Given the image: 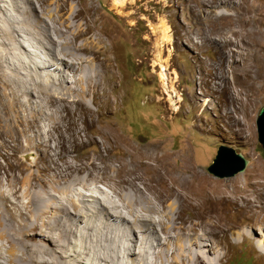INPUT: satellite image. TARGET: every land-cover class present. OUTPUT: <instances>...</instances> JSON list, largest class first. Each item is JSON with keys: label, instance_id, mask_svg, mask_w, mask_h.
<instances>
[{"label": "bare ground", "instance_id": "6f19581e", "mask_svg": "<svg viewBox=\"0 0 264 264\" xmlns=\"http://www.w3.org/2000/svg\"><path fill=\"white\" fill-rule=\"evenodd\" d=\"M53 1L55 5L50 7ZM135 1L114 0L113 4L125 8ZM25 3L32 5L31 13ZM195 3L200 12L203 7H215L221 10L215 9L216 18L232 19L230 29L213 27L218 33V38L213 40L222 44L224 55L235 57L237 54L241 59L237 68L241 81L245 84L253 81L261 57L257 47L260 23L256 27L250 15L255 10L247 0H196ZM66 8L67 2L63 0H0V122L3 120L12 128L14 142L22 130L37 127L26 136L25 146L41 144L58 153V158L50 156V162L41 167L44 173L35 175L34 181L25 182L22 194L25 201L11 207L5 200L6 194L3 196L0 264H223L229 246L226 237L230 236L234 243L243 241L248 236L247 224L229 223L221 214L220 219L216 212L226 201L219 199L217 190L204 195L201 185L195 182L197 175L188 178L185 170L170 166L167 173L157 169L153 183L142 180L138 167L145 165L155 169L165 165L163 155L154 153L145 144L141 147L125 144L130 158L110 157L117 165L106 166L107 171L112 172L108 175L93 173L94 169L105 167L104 161L88 158L73 163L69 160L71 147L84 140L79 138L82 132L79 122L83 117L75 108L81 105L83 112L91 114L89 97L101 104L94 94L102 85L103 72L102 61L93 55L98 43L83 38L86 30L73 21L77 16L74 7L67 16L64 15ZM226 8L236 11L226 15L222 11ZM232 35L244 39L246 51ZM43 49L49 53L62 50L68 57L74 55L70 59L59 56L73 72L70 79L61 73L54 75L55 72H47L45 76L43 70L48 66L44 63L49 58ZM33 92L35 101L46 107L47 122L35 117L29 124L15 113L31 99ZM50 127L56 130L54 134ZM110 133L115 134L112 129ZM119 139L116 137V141H121ZM51 142H55V147H49ZM58 148L60 150L56 151ZM256 174L264 177V168ZM96 178L105 179V187L94 186ZM259 185L264 189L263 184ZM106 188L111 191H105ZM224 196L232 195L228 192ZM258 197L264 200V192H259ZM186 203L196 207L191 225L178 221L183 219ZM233 206L242 213L247 210L243 205ZM213 220L224 233L217 240L209 237L206 230V223ZM195 223L205 226L197 231ZM260 228L262 235L256 247L262 251L264 229L261 225Z\"/></svg>", "mask_w": 264, "mask_h": 264}, {"label": "rangeland", "instance_id": "374dc122", "mask_svg": "<svg viewBox=\"0 0 264 264\" xmlns=\"http://www.w3.org/2000/svg\"><path fill=\"white\" fill-rule=\"evenodd\" d=\"M63 1L67 2L65 16L74 7L77 16L73 21L86 30L83 38L98 43L93 55L102 61L103 72L102 85L94 94L101 106L89 97L91 114L83 112L81 105L75 108L83 117L79 122L82 128L79 138L84 140L71 147L69 160L73 163L88 158L104 161L105 167L96 168L93 173L108 175L112 172L107 171L106 166L117 165L111 158H130L125 144L149 146L154 153L163 155L165 165L155 169L145 165L138 167L142 180L153 183L157 169L167 173L170 166L185 170L188 178L197 175L195 182L201 185L204 195L217 190L219 199L226 201L218 206L216 215L221 214L229 223L247 224L248 236L243 241L234 243L230 236L226 237L229 246L223 264H264V250L256 247L262 235L260 225L264 229V200L258 197L259 192H264L259 185L264 187V177L256 174L264 168V150L256 129L258 112L264 105V0H247L256 11V14L250 12L252 23L256 27L260 23L261 30L257 44L261 55L258 73L248 84L241 81L237 70L241 62L238 55H224L222 44L213 40L218 38L213 27H232L231 18L215 17V9L221 11L215 7H203V13L195 6L196 0H136L125 8L115 7L114 0ZM54 5L53 1L50 7ZM24 6L32 12V5L25 3ZM222 11L227 15L236 10ZM207 17L209 20L205 19ZM231 38L247 50L244 39L234 35ZM43 51L49 58L44 63L48 69L42 71L45 76L47 72H55L54 75L61 73L67 79L72 77L73 72L59 56L70 59L73 54L68 57L62 50ZM50 62L53 65H49ZM30 98L15 113L29 124L35 117L47 122L46 107L35 101L34 92ZM11 129L3 120L0 122V202L6 194L7 204L13 207L26 199L22 197L25 182L34 181L35 175L44 173L41 167L50 162V156L58 158V153L41 144L25 146L26 136L34 132L32 128L22 130L15 142ZM50 129L54 134L56 130ZM110 129L115 134L110 133ZM116 137L121 141H116ZM51 145L55 147V142L50 143V148ZM221 146L231 147L247 158L244 170L223 177L208 171ZM223 170L226 171L224 167ZM93 183L101 189L105 179L96 178ZM235 187L241 188L234 191ZM105 191L111 190L106 188ZM228 192L232 196L225 197ZM89 203L86 202L87 206ZM233 205H243L247 210L242 213ZM184 209L183 219L178 221L191 225L196 207L186 203ZM206 225L209 237L217 240L224 235L214 220ZM194 226L198 231L205 225L195 223Z\"/></svg>", "mask_w": 264, "mask_h": 264}, {"label": "water", "instance_id": "95a60500", "mask_svg": "<svg viewBox=\"0 0 264 264\" xmlns=\"http://www.w3.org/2000/svg\"><path fill=\"white\" fill-rule=\"evenodd\" d=\"M256 129L258 140L264 150V105L259 109L256 119ZM247 161V158H245L240 152H236L231 147L221 146L219 147L212 164L209 165L208 171L219 177L231 176L244 170ZM223 167L226 171L223 170Z\"/></svg>", "mask_w": 264, "mask_h": 264}]
</instances>
